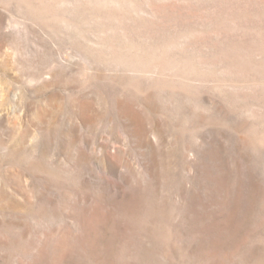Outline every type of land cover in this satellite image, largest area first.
<instances>
[{
    "label": "rangeland",
    "instance_id": "374dc122",
    "mask_svg": "<svg viewBox=\"0 0 264 264\" xmlns=\"http://www.w3.org/2000/svg\"><path fill=\"white\" fill-rule=\"evenodd\" d=\"M0 264H264V0H0Z\"/></svg>",
    "mask_w": 264,
    "mask_h": 264
}]
</instances>
